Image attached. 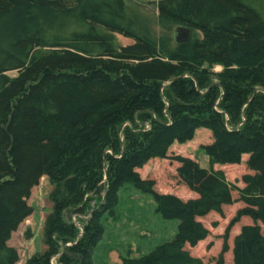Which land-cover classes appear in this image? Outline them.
<instances>
[{"label":"trees","instance_id":"obj_1","mask_svg":"<svg viewBox=\"0 0 264 264\" xmlns=\"http://www.w3.org/2000/svg\"><path fill=\"white\" fill-rule=\"evenodd\" d=\"M158 26L160 36L132 0H0V264L19 262L9 242L43 177L55 185L47 249L26 264H93L103 218L126 185L179 225L170 242L123 264H204L186 248L208 239L203 218L235 201L223 172L169 157L200 130L212 134L200 149L211 166L248 156L252 173L217 264L244 218L252 223L234 239L233 264H264V0H163ZM179 27L191 31L180 45L171 36ZM118 35L134 43L122 47ZM155 159L177 162L196 198L160 194L142 179ZM88 210L78 227L72 216Z\"/></svg>","mask_w":264,"mask_h":264},{"label":"rangeland","instance_id":"obj_2","mask_svg":"<svg viewBox=\"0 0 264 264\" xmlns=\"http://www.w3.org/2000/svg\"><path fill=\"white\" fill-rule=\"evenodd\" d=\"M141 6L143 14L149 20L150 28L156 36L162 35L158 26V5L163 0H132ZM174 36V33L171 34ZM118 44L122 47L130 46L133 40L117 36ZM216 67L215 72H221ZM10 78L17 76L16 72L8 73ZM212 143V134L207 130L196 133L193 141L180 145L175 144L169 152V157H185L199 163L204 169H213L225 174L227 181L232 185L233 199L235 204L223 208V213H212L201 220L202 224L209 230L207 240L197 247L187 246L186 250L194 258L201 259L204 264H217L222 254L225 236L231 227V223L237 212L243 208L238 202L240 192L245 189L242 181L247 174H252L248 167V156H244L238 165H215L211 166L209 158L201 153L203 146ZM179 164L172 160H152L139 171L144 180L156 183L155 191L164 195H174L188 201L196 198V194L189 191L177 177ZM55 185L48 177H43L39 186L32 191L28 205L32 208V215L19 227L12 236L9 246L19 254L18 264H26L27 260L37 253H44V224L51 213L53 203L51 193ZM103 196V194H102ZM99 201V199L97 200ZM96 200L89 205V210L97 207ZM89 210L85 215H73L72 220L78 227L89 219ZM105 234L93 254V264H123L124 258H140L149 255L155 248L170 242L178 231V221L164 220L156 212V204L153 198L136 189L133 185L124 186L119 193V205L114 216L106 215L103 218ZM251 220L244 218L235 225L229 233V252L224 255V264H233V242L240 233L241 228L251 224ZM83 232L82 229H80ZM53 263L57 261L53 259Z\"/></svg>","mask_w":264,"mask_h":264},{"label":"water","instance_id":"obj_3","mask_svg":"<svg viewBox=\"0 0 264 264\" xmlns=\"http://www.w3.org/2000/svg\"><path fill=\"white\" fill-rule=\"evenodd\" d=\"M191 38V31L185 27H179L174 34L175 42L180 45L188 42Z\"/></svg>","mask_w":264,"mask_h":264}]
</instances>
